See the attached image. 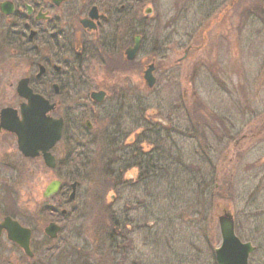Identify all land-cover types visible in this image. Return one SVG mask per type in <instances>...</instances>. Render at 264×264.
Here are the masks:
<instances>
[{"label":"rangeland","instance_id":"1","mask_svg":"<svg viewBox=\"0 0 264 264\" xmlns=\"http://www.w3.org/2000/svg\"><path fill=\"white\" fill-rule=\"evenodd\" d=\"M115 2L125 5L123 28L113 31L112 47L120 54L141 33L138 59L123 66L119 55L103 54L105 63L89 62L81 67V77L72 68L68 79L76 92L52 97L62 100L53 116L71 109L74 130L76 123L81 128L86 119H96L99 130L92 136L98 138L105 127L115 146L123 147L122 133L136 130L126 143L140 136L139 151L148 165L140 173L131 167L121 171L118 176L133 184L119 183L109 191L93 166L86 174L63 164L70 145L65 140L53 150L54 170L24 160L15 145H6L0 158L11 168L12 199L24 211L35 207L43 225L48 215L41 209L70 211L67 217L58 215V264H216L223 209L232 214L240 241L255 247L248 264H264V0H105ZM120 6L105 5L111 22ZM61 60L73 62L69 56ZM150 62L153 88L143 81ZM20 75L18 70L0 75V92L9 100L15 94L8 82ZM98 90L107 97L93 105L86 97ZM120 115V130H113ZM150 119L170 128L151 134L156 128L149 126ZM120 151L114 155L125 158ZM99 155L93 148L89 161L96 163ZM53 179L67 187L80 182L73 203L57 206L55 199H42Z\"/></svg>","mask_w":264,"mask_h":264},{"label":"flooded vegetation","instance_id":"2","mask_svg":"<svg viewBox=\"0 0 264 264\" xmlns=\"http://www.w3.org/2000/svg\"><path fill=\"white\" fill-rule=\"evenodd\" d=\"M99 1L0 0V75H6L16 70L20 71L22 74L18 79L14 81L11 79L8 82V89H14V100H9L10 97L0 92V100H3V102L0 101V112L5 108L19 111L20 105L24 103V100L18 96L16 91V87L20 80H27L28 86L34 93L43 96L51 104H55V111L61 106L62 100L54 102L52 97H60L63 93L61 88L66 89L68 88L66 86L70 84L73 85L68 79L71 77L68 76L66 72L69 69L66 65V60H61L66 57V55L72 54L70 41H77L79 39L80 50L84 52L88 51V53L94 51L99 52L101 48L105 47V57H108V55H115L120 51L117 50V47H112L113 40L111 39V34L115 30L121 31L123 23L122 25L121 23L119 24V20L117 19L111 22L108 16L109 12H105V5H121L120 8L123 9L125 4L119 2L112 4L105 3V0H101L103 3ZM79 6H81V8L76 11ZM92 10L94 12V17L90 18V12ZM85 19H91L86 22V27L81 24V21ZM117 27L119 28L116 29ZM83 35L87 37L85 40L83 39ZM136 35L141 36L140 50L135 59L128 62L125 59L124 53L128 47L133 45ZM142 41L143 36L141 33L134 34L132 39L121 48V53L119 55L122 57L123 66H130L138 59L141 53ZM41 68L43 69L42 72ZM39 73H42V75L38 76ZM62 73L66 75H62ZM65 76L66 78L64 79ZM6 79L7 78H5V80ZM3 83L0 79V89ZM54 84L59 85L60 90L57 91V93L52 90ZM45 87L48 88L47 91L42 89ZM53 113H51V116H53ZM72 114L73 112L71 109L67 110L68 120L70 121ZM53 117H62L64 119V125L66 124L65 113L61 116ZM123 117V115H120L119 126L121 125ZM135 122L140 123L139 116ZM148 124L150 127L157 128V125L150 121H148ZM6 126L7 124H4V126L1 124L0 114V148L6 147L7 145L12 149V146L15 145L19 153L16 136L7 130L5 128ZM151 131L155 133L156 129L150 130V133ZM131 133L132 132L129 131L128 136H131ZM70 135V139L72 140L74 136L73 129ZM139 137L140 136H138L137 139L134 138L131 143L127 144L126 132L122 133L119 139H122L121 142L123 147L119 145L116 146V149L119 150V152H121L120 150L130 151L128 149L134 144L132 149L136 148L137 152L140 153ZM55 147L51 150L52 154ZM110 148V146H106L105 148L108 155L107 161L111 159L117 160V163L121 166L127 157L123 159L121 157L118 159L109 157V153L111 154ZM125 155L124 152V156ZM20 156L26 161H40L46 167L41 156H37L35 159L24 158L21 154ZM135 156L134 154V163L131 164V166L129 165V167L139 169L138 167L140 164H138V158ZM11 180V168L0 158V264H58L59 246L57 245V239L60 233H57L54 238H51L46 234L45 229L52 223L59 225L60 220L58 215L66 216V211L62 212L63 210H61L58 212L57 207H45L41 209L42 212H45L43 214L48 215V223L43 225V222L39 221L40 219L39 216H37V211L34 210L35 207L27 205L25 207L26 211H24L20 208L18 202L12 199L13 197L11 196L9 187ZM54 180L58 179H53L52 181ZM73 182L74 181L71 183ZM71 183L68 184V187H66L65 184H63V186L61 184L60 190L55 195L48 198L44 197L43 191L42 199L47 201L55 199L57 206L68 205L69 203H67V201L66 203L64 201L62 204L60 196L65 195L66 192H71ZM78 188L79 186L77 190ZM14 223H18L23 229L20 234L21 237H18L22 242H24L28 236V249L26 250L9 238V229H11V227L13 228Z\"/></svg>","mask_w":264,"mask_h":264},{"label":"water","instance_id":"3","mask_svg":"<svg viewBox=\"0 0 264 264\" xmlns=\"http://www.w3.org/2000/svg\"><path fill=\"white\" fill-rule=\"evenodd\" d=\"M145 14L150 15V10H146ZM82 24L85 25L86 23L83 21ZM138 49L139 37H136L133 47L128 48L125 52L126 59L129 61L133 60ZM153 70L154 67L151 65L144 72V80L148 88H152L155 83V79L152 76ZM18 94L26 98L28 103L21 106L22 119L13 118L10 126H7V129L16 134L19 151L24 156L34 158L41 152L44 156L46 165L54 167V158L48 151L60 139L62 120H54L46 116V113L52 110L53 107L41 96L34 95L32 91L27 88L26 82L19 84ZM104 97L105 93L103 92H94L91 94V98L98 103L102 102ZM5 111L6 110H4V114H2V119L8 115V112ZM87 125L89 126L88 123ZM58 187L59 182H52L46 189L44 194L45 197L54 194L58 190ZM75 187L76 184H73V192L70 195V199H74ZM218 222L221 243L215 250L217 264H248L249 255L254 251V248L250 243H242L237 238L234 232L232 215L227 210H223L222 215L218 218ZM22 231L23 229L19 224L14 223L13 228L11 227V229H9V238L26 250L28 249V236L24 242L18 238L21 237L20 234ZM59 231V226L55 224H50L45 229L46 234L51 238H54Z\"/></svg>","mask_w":264,"mask_h":264},{"label":"trees","instance_id":"4","mask_svg":"<svg viewBox=\"0 0 264 264\" xmlns=\"http://www.w3.org/2000/svg\"><path fill=\"white\" fill-rule=\"evenodd\" d=\"M97 58L100 59V57H98V56H97ZM140 113H142V110L140 111ZM140 122H141V119H140ZM115 124H112L113 130H115V129L120 130V126L118 124H116V125ZM104 126H105V124H104ZM106 131H107V129H106ZM106 131H105V127H104L100 142L98 139L97 140L95 139V140H92L90 143V145L95 150H98L100 152V155H99L100 157L98 158V161H96V163L95 162L91 163L89 161V157H87L89 146L84 145L81 142H76L75 146H74V151L71 154V155H74V159H71V164H72V166H74V168L77 169V171L85 172L86 174L88 171L87 169H89L90 166H93L91 169L94 170L93 173H96V178L98 177V180H104L105 186L107 187V190L112 191L115 188L116 184H119V183H124L125 185L130 184L128 181H123L122 177L118 176V175L121 171H124L125 169H127L129 167V165L131 166V164L134 163V161H135L134 154L136 155L135 157L138 158V164H140L138 168H140V172L142 170H144L143 166L148 165L149 162L144 161L142 159V157H141L142 153L139 154L137 152L136 148L132 149V147H134L133 146L134 144H132L131 148L128 149L130 151L123 150V152L125 151V154L127 157V159L124 160V163H122L124 168L119 166L117 163L113 162L111 159V160L107 161V167L105 169V156H106L105 132ZM128 134H129V131L126 132V137H128ZM107 138H108L107 139V146L111 147L110 148L111 155L114 158L118 159L119 157L115 156L114 153L116 152V153L120 154V152H119V150L116 149L114 139L110 135H107ZM99 143H102V145L98 146ZM128 147H130V146H128ZM150 156H151V158L154 159V157L152 155H150ZM129 158H130V160H129ZM116 168H119V169H116ZM151 168L153 169L152 166H151ZM75 179L84 180L85 177L76 176ZM140 180L141 179H139V181ZM175 180H176V178H175ZM193 182L194 181H191L189 183V185H191V183L194 184ZM132 184L133 183H131L129 186H131Z\"/></svg>","mask_w":264,"mask_h":264}]
</instances>
